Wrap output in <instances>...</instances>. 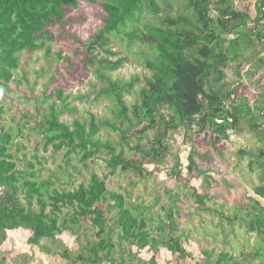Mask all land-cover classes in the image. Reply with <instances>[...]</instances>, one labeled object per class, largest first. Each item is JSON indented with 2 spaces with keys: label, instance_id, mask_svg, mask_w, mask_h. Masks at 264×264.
I'll return each mask as SVG.
<instances>
[{
  "label": "trees",
  "instance_id": "1",
  "mask_svg": "<svg viewBox=\"0 0 264 264\" xmlns=\"http://www.w3.org/2000/svg\"><path fill=\"white\" fill-rule=\"evenodd\" d=\"M85 1L101 5L104 14L102 26L87 42L73 38L80 45L75 52H84L85 66L97 67L95 74L105 83V88H101L96 97L103 96L113 103L114 117L107 120L91 115L88 122L73 119L71 124H66L59 121L63 110L60 108L61 111H57L52 105L39 126L42 128L40 133L45 136L44 149L49 145H53L56 152L65 149L66 165H69L70 158L79 156L82 167L88 169V161L106 154L109 174L104 179L96 173L90 174L87 181H79L78 187L69 191L59 190L51 181L54 176L63 178L61 186L67 188L69 176L66 173L39 181L32 162L27 163L25 171L17 168L11 149L18 135L15 133L14 137L11 130L6 131L0 123V247L8 241L9 233L25 232L29 234L28 246L46 256H59L68 264H102L105 261L109 264H146L136 257L135 249L138 252L146 249L153 252L147 264H157L155 256L160 246L174 258H184L179 238L168 234L166 240H158L152 236L148 229V223H152V216L148 214L150 208L143 203L132 204L131 191H109L106 180L114 176L118 168L123 174H135V179L153 177L154 171L163 166L169 152L165 142L170 132L174 134L183 129L185 142L189 144L192 135L211 134L210 148L217 150V146L228 139L230 131L240 129L242 120L250 122L252 130L257 131L260 126L254 122L253 110L246 101L237 104L232 98L234 91L223 93V85L220 88L214 85L223 79V70L228 62H241L246 57L238 47L245 30L246 16L230 0L216 2L214 10L218 15L215 18L211 15V0H182L186 15H171L175 6L170 0ZM78 7L79 0H0V89L6 90L8 84L15 80L14 73L19 69L21 53L45 49L46 56L51 55L49 43L53 41V34L50 28L54 25L63 27L68 22L65 19L66 10ZM143 15L163 17L159 24H144L142 29H138L136 26L142 23ZM233 21L235 24H230ZM234 31H237V37L230 39L224 49L225 39L220 33L229 35ZM255 36V44L251 43L253 50L257 48V42L264 43V32ZM113 38L125 40L128 47L137 45L141 48L137 56L143 57L142 66L149 72L144 76V85L139 88L132 104L125 102L124 95L131 93L140 79L134 76L124 83L107 75L121 69L127 59L114 62L99 60L95 54L101 51L108 57H116L117 53L109 47ZM62 54L60 51L54 57L58 61L70 62L69 57ZM55 94L62 99L61 90H55ZM262 96L264 106V92ZM67 99L61 100L63 108L75 111L69 107ZM165 109L171 113L170 118L164 115ZM3 113L0 106V116ZM102 129L118 133L121 146L133 155L127 157L123 148L117 153L111 141H102L99 137ZM18 133L23 134L21 127H18ZM136 155L140 160H135ZM248 155L252 154L249 152ZM263 156L260 152L257 158ZM34 157L38 165H42L38 155ZM151 165L153 171L146 167ZM258 165L264 167V162ZM181 169L179 157L175 156L173 171L176 179L181 176ZM195 169V164L190 161L188 173ZM80 174L78 172L76 176ZM211 179L208 176L205 182L208 184ZM129 184L134 187V180ZM254 192L264 200V185L254 188ZM202 198L201 205L205 203ZM159 200L157 197L156 201ZM247 201L253 207L248 210L246 224L250 232L264 235V207L251 197ZM173 211L174 208L170 207L167 215L169 227L175 229ZM233 218L228 221L232 223ZM83 223L91 227L97 241L87 242L75 257L57 237L64 233L77 237L76 232ZM165 227L164 222H159V231L165 230ZM116 230H120V238L131 247L124 248L119 263L112 254L115 246L112 239ZM60 247L62 250L57 251ZM262 250H254V256L264 264ZM101 252L106 254L100 256ZM126 255L130 257L127 262ZM206 256L210 257V254L206 253ZM215 264L240 263L229 253L222 252Z\"/></svg>",
  "mask_w": 264,
  "mask_h": 264
},
{
  "label": "rangeland",
  "instance_id": "2",
  "mask_svg": "<svg viewBox=\"0 0 264 264\" xmlns=\"http://www.w3.org/2000/svg\"><path fill=\"white\" fill-rule=\"evenodd\" d=\"M170 1L175 6L171 15L187 14L184 1ZM211 2V15L215 18L218 13L214 7L219 0ZM103 15L101 5H91L85 0H79L77 9L66 10L65 19L68 22L63 27L54 25L50 28V33L53 34V41L49 43L51 55L46 56L45 49L34 53H21L19 69L14 73L15 80L8 84L6 90L0 89V106L4 110L0 123L6 131L10 129L14 137L15 133L18 135L11 149L17 168L25 171L27 163L32 162L39 181L48 180L51 175L66 173L67 177L69 176L67 188L61 186L63 178L54 176L51 179L61 191L78 187L79 181H87L90 174L96 173L102 179L109 174L105 162L108 157L106 154L88 161V169L82 167L79 156L70 158L69 165H66V150L56 152L53 145L44 149L45 136L40 133V123L46 119L52 105L57 111L63 110L59 121L66 124H71L73 119L88 122L91 115L96 119H113V103L103 96L96 97L100 89L105 88V83L95 74L97 67L85 66L82 57L84 52L76 54L75 49H79L80 45L73 40L76 38L87 42L102 26ZM259 16L264 20L261 11ZM162 17L163 15H143L142 23L136 27L142 29L144 24H159ZM230 24L235 23L233 21ZM252 27L251 23L245 25V29ZM237 31L230 32L229 35L220 33L225 39L224 49L229 45L230 39L237 37ZM242 32L238 47L246 57L241 62H228L223 70V79L214 85L218 88L223 85V93L234 91L232 98L237 104L246 101L253 110L254 122L260 126L257 131L252 130L250 122L242 120L240 129L230 131L228 139L217 146V150L210 148L211 134L192 135L189 144L188 141L185 142L183 129L174 134L170 132L165 142L169 152L165 156L163 166L154 171L153 177L135 179V174H123L118 168L116 174L106 180L109 191H131L132 204L143 203L150 208L148 214L152 216V223H148V229L155 239L166 240L168 234L180 239L185 257L174 258L160 246L159 253L155 256L157 264H167L169 261L171 264H215L222 252L229 253L240 264H263L254 256V250L263 249L264 252V235L250 232L246 219L248 210L253 207V204L247 201L248 198L257 200L264 207V200L254 192V188L264 185V167L258 165L264 162V158H257L260 152L264 155V43H261L260 49L257 47L253 50L251 43L255 40L251 37V30ZM109 47L117 53L116 57H108L97 51L95 54L99 60L108 59L114 62L126 58L127 62L117 72L107 75L124 83L134 76L140 79L131 93L124 95L125 102L132 104L139 88L144 85V76L149 74L142 66L143 57L137 56L141 48L137 45L128 47L126 41L119 38L111 39ZM60 51L63 52V57H69L70 62L58 61L54 57V54ZM258 51H261L260 55ZM55 90L62 91V99L68 97L69 107L75 111L70 112L63 108V101L57 98ZM163 113L170 118L169 111L165 109ZM18 127L22 128L23 134L18 133ZM99 137L104 142L111 141L117 153L123 148L127 157L133 155L121 146L118 133L102 129ZM249 152L251 156L248 155ZM36 154L42 162L40 166L34 157ZM175 156L179 157L182 165V174L177 179L173 171ZM135 160H140V157L136 155ZM190 161L195 164L196 169L188 173ZM254 161L256 164L252 165ZM146 167L153 171V165ZM78 172L81 174L76 176ZM208 176L212 179L207 184L205 179H208ZM133 180L134 187L129 184ZM157 197L160 198L159 202L156 201ZM202 197L205 199L203 205L200 204ZM170 207L174 208L172 219L176 224L175 229L169 227L167 211ZM234 216L239 218H233ZM229 218H233L232 223L228 221ZM159 222L166 224L165 230H158ZM76 234L79 238L69 233L57 237L75 257L82 252L87 242L97 241L95 233L87 223H83ZM120 234V230H116L112 239L115 244L112 254L117 263L121 261L119 256L124 248L131 249L129 244L120 238ZM28 237L29 234L25 232L9 233L8 241L0 247V264H68L59 256H46L28 246ZM59 250L62 248L57 249ZM133 252L146 264L154 255L147 249L143 252L135 249ZM206 253H209L210 257L206 256ZM104 254L106 252H101L100 256ZM126 257L127 262L130 257ZM102 264L109 263L105 261Z\"/></svg>",
  "mask_w": 264,
  "mask_h": 264
},
{
  "label": "crops",
  "instance_id": "3",
  "mask_svg": "<svg viewBox=\"0 0 264 264\" xmlns=\"http://www.w3.org/2000/svg\"><path fill=\"white\" fill-rule=\"evenodd\" d=\"M231 1L234 3L238 11H241V13H243L246 16V20H247L246 24L251 23L253 25V27L249 29L251 31H254L255 34L252 36V38L256 40L255 35H257L260 32H264V20H262V18L259 16V12L261 11V8L264 6V0H231ZM249 29H245V30L248 31ZM257 47L259 49L261 47V44L259 42H257ZM259 52L261 53V51ZM262 53H263L262 56H264V51Z\"/></svg>",
  "mask_w": 264,
  "mask_h": 264
},
{
  "label": "built area",
  "instance_id": "4",
  "mask_svg": "<svg viewBox=\"0 0 264 264\" xmlns=\"http://www.w3.org/2000/svg\"><path fill=\"white\" fill-rule=\"evenodd\" d=\"M261 13L264 15V6L261 8Z\"/></svg>",
  "mask_w": 264,
  "mask_h": 264
}]
</instances>
